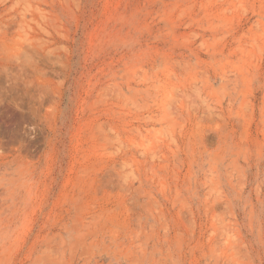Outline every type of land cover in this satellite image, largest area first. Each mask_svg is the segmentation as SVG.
I'll use <instances>...</instances> for the list:
<instances>
[{
  "label": "rangeland",
  "instance_id": "374dc122",
  "mask_svg": "<svg viewBox=\"0 0 264 264\" xmlns=\"http://www.w3.org/2000/svg\"><path fill=\"white\" fill-rule=\"evenodd\" d=\"M0 264H264V0H0Z\"/></svg>",
  "mask_w": 264,
  "mask_h": 264
}]
</instances>
